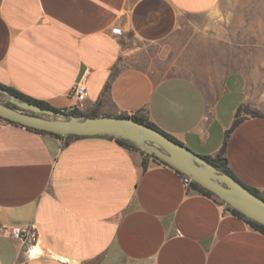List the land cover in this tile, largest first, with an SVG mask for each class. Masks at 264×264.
<instances>
[{
	"label": "crops",
	"instance_id": "obj_1",
	"mask_svg": "<svg viewBox=\"0 0 264 264\" xmlns=\"http://www.w3.org/2000/svg\"><path fill=\"white\" fill-rule=\"evenodd\" d=\"M224 0H0V85L57 109L137 115L264 198V114L244 72L159 76L146 45ZM148 61V63H147ZM26 228L25 240L12 238ZM264 264V233L179 171L110 135L0 126V264Z\"/></svg>",
	"mask_w": 264,
	"mask_h": 264
},
{
	"label": "rangeland",
	"instance_id": "obj_2",
	"mask_svg": "<svg viewBox=\"0 0 264 264\" xmlns=\"http://www.w3.org/2000/svg\"><path fill=\"white\" fill-rule=\"evenodd\" d=\"M146 47L159 76L179 74L204 81L230 69L244 72L248 90L242 111L264 114V0H224L216 18H197Z\"/></svg>",
	"mask_w": 264,
	"mask_h": 264
},
{
	"label": "water",
	"instance_id": "obj_3",
	"mask_svg": "<svg viewBox=\"0 0 264 264\" xmlns=\"http://www.w3.org/2000/svg\"><path fill=\"white\" fill-rule=\"evenodd\" d=\"M0 116L15 123L59 135H110L129 141L204 189L245 217L264 226V198L255 194L233 175L209 162L204 156L173 140L159 129L132 117L76 115L42 107L22 99L0 86Z\"/></svg>",
	"mask_w": 264,
	"mask_h": 264
},
{
	"label": "trees",
	"instance_id": "obj_4",
	"mask_svg": "<svg viewBox=\"0 0 264 264\" xmlns=\"http://www.w3.org/2000/svg\"><path fill=\"white\" fill-rule=\"evenodd\" d=\"M1 87L7 89L9 92L13 93L14 95L22 98V99H26L30 102H33L35 104H38L42 107H46V108H52V109H55V110H61V109H57V108H54L52 106H50L49 104L41 101V100H36V99H32V98H29L25 95H23L22 93L18 92L17 90L11 88V87H7V86H4V85H0ZM242 110V106L239 108L238 112H237V115L239 114V111ZM71 113L73 114H76V115H96L94 113H91V114H83L82 112H80L79 110H73L71 111ZM254 115H258V114H254ZM120 116H124V117H132L133 119L139 121V122H143V123H146L150 126H153L157 129H159L155 124H153L152 122H150L149 120L145 119L144 117L142 116H137V115H120ZM13 122V121H11ZM15 123V122H14ZM27 127V126H26ZM30 128V127H28ZM34 129V128H32ZM34 130H38V129H34ZM160 130V129H159ZM38 131H41V132H48V131H43V130H38ZM162 131V130H160ZM163 132V131H162ZM48 133H51V134H55V133H52V132H48ZM164 134H166L167 136H169L170 138H172L173 140H176L175 138H173L172 136H170L169 134L163 132ZM58 136H61L59 134H56ZM64 136H67V137H71V136H76V135H64ZM118 142L122 143V144H126V145H129V146H132V147H135V148H138L140 149L143 153H146V154H149L151 156H153L154 158H156L153 154H150V153H147L145 151H143L141 148L137 147L136 145H134L133 143L129 142V141H126V140H123V139H118V138H115ZM178 141V140H176ZM179 142V141H178ZM223 152L220 151L215 157H209V156H204L209 162H211L215 167L227 172V173H230L232 175V173L230 172L228 166H227V162H226V158L222 155ZM158 159V158H156ZM192 185L198 189H200L202 192H204L205 194L207 195H211V196H214L215 198L219 199L215 194H213L212 192L204 189L203 187H201L200 185H198L197 183L195 182H192ZM250 190H252L255 194L256 191H254L253 189L249 188ZM258 195V194H257ZM220 201H222L221 199H219ZM228 206V208L234 213V214H237L239 216H241L242 218H244L246 221H248L253 227H255L256 229L260 230L261 232L264 233V226L262 224H259L253 220H250L248 219L247 217H245L242 213H240L239 211L233 209L232 207H230L228 204H226Z\"/></svg>",
	"mask_w": 264,
	"mask_h": 264
},
{
	"label": "built area",
	"instance_id": "obj_5",
	"mask_svg": "<svg viewBox=\"0 0 264 264\" xmlns=\"http://www.w3.org/2000/svg\"><path fill=\"white\" fill-rule=\"evenodd\" d=\"M70 92L72 96L74 97L76 103H73L69 105L67 108L62 109L64 112H71L73 110H78L79 104L86 98V84L83 80H79L72 84L70 88ZM6 123H11L10 120L5 119L0 116V126H3ZM158 161L162 162L161 160L157 159ZM182 181L185 186H190L192 184V180L187 175L182 174ZM27 229L26 228H13L10 232V236L12 238L25 240L27 237ZM70 264H76V263H70Z\"/></svg>",
	"mask_w": 264,
	"mask_h": 264
}]
</instances>
